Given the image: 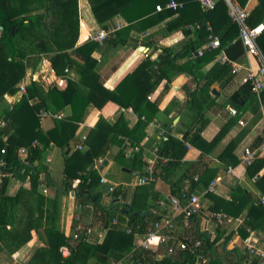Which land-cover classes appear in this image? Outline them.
<instances>
[{
	"label": "trees",
	"instance_id": "trees-1",
	"mask_svg": "<svg viewBox=\"0 0 264 264\" xmlns=\"http://www.w3.org/2000/svg\"><path fill=\"white\" fill-rule=\"evenodd\" d=\"M168 1L88 0L91 12L103 30L107 29L109 20L116 16H120L127 23L125 32L135 27L146 32L156 23L176 15L174 21H178L182 31H186L185 26L190 24L184 19L186 5L178 11L167 10L161 13L155 11L156 5H164ZM233 1L246 10L249 26L255 27L264 21V0H256V5L248 10L245 8L248 0ZM199 14L201 19L196 17L189 22L197 21L201 25L205 24V21L208 22L212 28V35L220 39L218 48L203 52L197 62L190 59L184 64H178L180 54L196 51L194 45L189 44L178 52L160 47L161 53L155 60H145L131 74L123 77L113 90H108L100 82L96 72L97 62L91 57L99 44L88 41L77 46L78 0H0V105L5 96L16 95L18 84L25 78L27 70H34L42 58L49 61L56 77H64V70L67 68L69 75L70 72L73 74L72 78L67 79V86L63 91L47 87V98L41 101H35L37 96L35 84H29L25 96L0 112V121L3 124L0 132V174L4 175L0 181V252L10 254L20 250L34 236H37L43 246L35 250L27 264H110L123 260L133 250L136 233L144 234L152 228L145 222L152 218L147 215V210L136 216L133 206L131 209L124 207L119 209L118 218H115L112 206L103 208L100 205L98 194L95 192L100 178L92 167L94 162L103 158L112 146H121L126 141L132 150L129 158L130 170L133 173L141 172L140 175H143L145 170L142 168L145 169V167H143L144 162L139 147L140 140L132 139V134L137 133L140 128H145L154 119L158 102L149 103L146 98L166 78V72L173 66H177L180 73L192 74L195 70L196 77L200 78L198 71L208 60L214 58L220 49H224L227 59L231 61L240 62L244 57V49L238 39V27L229 20L223 0H217L212 11L203 13L200 10ZM201 33L207 41L205 29H202ZM122 35L124 34L117 31L113 38L104 42L120 44ZM143 46L146 47V45ZM257 46L264 56V31L257 40ZM30 53L33 55L29 56ZM207 85L208 82L205 87ZM251 96H253L251 85L246 81L232 94L231 99L235 107L244 112L243 109ZM32 100L33 103H31ZM262 100L264 101L263 98ZM108 102L132 109L138 117L137 123L127 134L123 132V135L120 134L122 132L116 131V126L120 122L125 126L127 124L122 116L118 119L120 121L114 124L98 117L85 140L87 149L76 150L75 147L80 145L74 140L78 124L84 122L89 109L99 111ZM67 107L70 110L68 117L57 120L54 128L47 132L41 130L37 117L39 110L58 113ZM201 117L202 115L198 114L197 123L200 122ZM4 118H6L5 121ZM205 124L202 122L195 127L190 140L192 144L200 138ZM220 136V133L217 134L209 145L214 146ZM259 142L260 140L254 147ZM73 143L74 148H72ZM50 145L65 150L67 157L62 174L67 179L65 186L77 180L74 188L77 201L82 205L86 202L91 204L97 216L109 217V227L100 243L92 244L82 237L65 238L57 229L54 214H51V224L41 228L39 216L34 218L28 206L24 208V215L18 216L20 191L12 197L5 196L7 175L17 176L20 179L29 177L33 188L41 183V170L34 164L41 161ZM163 146L159 151V157L164 158L165 162H158L154 173L157 178L168 181L184 156L185 148L182 141L169 135L166 136ZM22 148L26 149L25 160L20 158L19 151ZM2 149L5 150L4 153H1ZM160 153L163 154L160 155ZM124 156L123 150L117 154L120 159ZM263 167L264 159H258L247 167V172L253 178ZM42 182H46V178ZM49 182L47 179L46 184L51 185ZM255 184L264 195V173ZM54 188L59 191L58 187L54 186ZM233 192L235 194L231 196V201H220L212 197L213 205L210 211L238 217L250 203L246 226L251 230L256 229L257 223L264 218V203L249 202L248 196L240 187L234 188ZM110 213L114 217L112 220H116L115 224L111 223ZM105 217L104 220H106ZM155 220L157 219L153 218L152 225L156 223ZM123 221H126V225L122 227ZM127 230H130V233H127ZM244 231L241 230L243 237H245ZM197 237L203 243L200 251L196 253L187 250L177 251L171 256L156 260L151 251H142L138 253L139 263L135 264H195L199 254L206 256L212 254L213 247V242L211 243L206 236L198 235ZM219 238L221 236H217L215 241ZM62 247H67L69 251L66 258L59 252ZM209 264L219 263L210 260Z\"/></svg>",
	"mask_w": 264,
	"mask_h": 264
},
{
	"label": "crops",
	"instance_id": "crops-1",
	"mask_svg": "<svg viewBox=\"0 0 264 264\" xmlns=\"http://www.w3.org/2000/svg\"><path fill=\"white\" fill-rule=\"evenodd\" d=\"M175 1L186 5L184 19L190 23L185 26L187 27L186 31H182L179 22L174 21L176 15L156 23L146 32L140 31L137 27L125 32L124 28L127 27V23L120 16L109 20L107 29L115 27L124 34L121 38L122 42L120 44L103 42L91 55L97 62L96 72L105 89L113 90L123 77L131 74L145 60H155L161 53L160 47L178 52L189 44L194 45L196 51L190 54H186V52L180 54L178 64H184L190 59L197 62L198 57L202 56H199L198 53L214 50L206 49L209 33L205 30L207 41L201 33L202 29L208 25L212 34L210 24L206 21L203 25L197 21L189 22L200 17L201 9L199 10L198 1ZM256 3V0H248L245 8L251 9ZM78 16L77 46H80L91 41V37L103 29L95 20L88 0H78ZM197 26L200 28L197 29ZM216 37L219 39L218 36ZM31 55L33 54L30 53L29 56ZM231 62L243 65V68L233 74L231 66L219 62L218 52L198 71L200 78L196 77L195 70L192 71V74L180 73L178 67L173 66L166 72V78L147 96V102H158L157 112L154 114V119L145 128H140L137 133L132 134V139L140 140L139 147L144 162L143 167H145L142 170L145 171L148 167L155 168L158 162H165L164 158L159 157V151L164 147L167 135L182 141L185 154L172 173L170 180L165 181L158 177L154 183L141 187L135 186L141 172L133 173L130 170L129 158L132 150L126 141L121 146H112L103 158L93 164L92 169L96 171L97 177L104 178L108 182L107 185L115 187V191L109 194L107 185L98 183L96 186L95 192L98 194L100 205L103 208L112 206L114 217L118 218L120 208L131 209L133 206L136 216L147 210V215L152 218L145 222L150 227H153V218L157 219L155 222L161 223L160 243L150 250L156 260L164 258L167 248L172 244L194 242L200 240L198 235H204L211 243L213 242L212 254L207 256L200 254L195 264H209L210 260H215L219 264L258 263V259L249 255L245 250L243 240L253 239L258 246H264V218L257 223L256 229L251 230L246 226L250 203L247 204L240 216L228 215L232 219L230 223L219 224L213 218L216 213L210 211V207L213 205L212 197L220 199V201H231V196L235 194L233 189L237 187L245 191L251 203L252 201L259 203L260 198L264 197L255 184L263 175L264 167L252 178L247 172V167L240 163L243 150L247 147L255 148V143L264 133V101L252 92L253 96L246 103L244 112H241L231 99L232 94L247 81L248 71L245 68L250 66L253 71H256L258 63L253 57L247 59L245 53L240 62ZM38 70L39 65L34 70L28 69L25 77L38 72ZM72 77L73 74L70 72L67 79ZM206 82H208L207 87H205ZM66 86L67 80L62 88L56 89L63 91ZM35 87L37 91L35 101L45 100L47 85L41 82L36 83ZM18 99L19 97L16 95H7L2 106H12ZM33 102L32 100L31 103ZM232 110L236 111V115L231 114ZM54 114L60 115L61 119L68 117L70 115L69 107ZM198 114L202 115L199 123L206 124L200 133V138L196 140L195 144H192L190 141L192 134L199 124L197 123ZM120 116L127 124L125 126L120 122L116 126V131L117 133L122 132L120 134L124 135L133 129L138 121V117L132 109L122 108L113 102L106 103L99 111L89 109L88 114L84 117V122L78 124L75 132V143H80V145L75 147L73 143L72 148L75 147L79 151L87 149L84 144L85 140L98 117L114 124ZM57 120L59 119L40 121L41 130L43 132L51 130ZM219 133L221 136L215 145H209ZM185 145H188V148ZM121 150L125 153L123 159L117 157ZM162 154L160 153V155ZM66 157L65 150L50 145L41 161L34 164L41 170V183L33 188L29 177L20 179L17 176L7 175L5 196L12 197L20 191L18 216L24 215V208L28 206L34 218L39 216L41 228L51 224V214H54L57 229L65 238L70 239L74 234H77L78 237L86 239L89 243H100L109 227V217L97 216L91 204L86 202L82 205L77 201L74 195L77 183L65 186L67 179L63 176L62 171ZM54 158H58L62 162V167H54ZM23 159L25 160V157ZM260 159H264V157ZM229 170L232 172L229 173ZM45 178L46 182L49 179L51 185L42 182L45 181ZM214 182H216L214 190L208 192V187ZM54 186L58 187L59 191ZM183 194L188 197L196 196L199 199L198 206L193 209L190 218H185L184 215L173 210L174 206L186 205L187 201L182 197ZM111 214L109 215L112 220L114 217ZM238 222H240L239 226H237ZM121 224L123 227L126 225V221ZM242 229L245 230V237L241 234ZM217 236H221V238L215 241ZM138 241L139 237L134 236V247ZM42 246L43 244L37 239V236H34L22 249L10 254L4 252L5 255L0 257V262L1 264H27L35 250ZM177 251L175 248L174 253ZM28 255L30 258L26 259L25 257ZM25 259L26 261H24Z\"/></svg>",
	"mask_w": 264,
	"mask_h": 264
},
{
	"label": "built area",
	"instance_id": "built-area-1",
	"mask_svg": "<svg viewBox=\"0 0 264 264\" xmlns=\"http://www.w3.org/2000/svg\"><path fill=\"white\" fill-rule=\"evenodd\" d=\"M200 6V9L203 13H207L209 11H212L215 7L217 0H197ZM224 3L227 6V16L232 24L236 25L238 27V39L240 40L244 53L246 58L253 57L256 59L258 63V67L256 71H253L250 66L245 68L248 71L247 75V81L251 85L252 92L264 99V56L262 55L261 51L259 50L257 46V40L264 31V23H261L255 27H251L247 23V17L248 14L244 8H241L237 3H235L233 0H223ZM183 8V4L179 3L175 0H169L165 5H156L155 11L157 13H161L164 10H171V11H178ZM197 29L200 27L197 26ZM205 30L209 33L208 35V44L206 46L207 50L216 49L220 46V41L216 36H212L211 29L207 25L205 27ZM118 31L117 28H108L105 30L99 31L95 36L91 37V41H95L98 44H102L104 41L113 38L115 33ZM198 55H202L201 53H198ZM219 62L221 64H227L231 66L232 73L235 74L238 71H240L243 68V65L236 64L234 62H231L227 59L225 53L223 52V49H220L219 51ZM69 75V69L64 70V77H56L54 74V71L49 63V61L45 58H42L39 63V70L36 73L29 74L26 76L17 87L16 96L21 98L22 96L26 95V89L29 84L33 83H44L47 85V87H55V88H62L65 81L67 80V76ZM52 77V78H51ZM232 115H236V111H231ZM37 117L39 118V121H43L45 119H61L60 115H56L50 111L46 110H39L37 113ZM242 125V122H240ZM159 128V126H157ZM186 148H188V145H185ZM4 149L1 150V153H4ZM19 154L22 156V158L26 157V150L20 149ZM264 157V133L260 138L259 144L255 148H245L240 156V163L248 167L252 163H254L256 160ZM232 171L229 170V173ZM4 175L0 174V181ZM157 180V177L154 173L153 167H148L147 170L144 172L143 175H140L136 182L135 186H144L151 183H154ZM77 180L73 181V184H76ZM99 183L101 185H107V180L104 178H101L99 180ZM216 185V182L212 183L208 187V192L214 190V186ZM107 192L109 194H112L115 191V187L113 185H107ZM182 197L187 201L186 205L180 207V206H174L173 210L174 212H178L180 215H184L185 218H190L193 209H196L199 203V199L196 196H190L187 197L185 195H182ZM259 203H264V197L260 198ZM213 218L219 223L223 224L225 222H231L232 219L224 214V213H216L213 215ZM112 224L116 223V220L111 221ZM240 225V222H238V225ZM161 231V223L156 222L151 229H149L144 234H135V237H139L138 244L133 248L132 251H130L123 260L118 262H112L110 264H128L130 261V264L139 263L138 261V253L142 251H150L153 246H156L160 243L161 238L159 239ZM127 233H130V230H127ZM78 235L74 234L73 239H77ZM243 245L245 250L248 252L249 255L256 257L258 259L257 264H264V246H258L256 242L253 239H245L243 240ZM175 248L178 251H190L192 253H196L200 251L202 248V242L200 240L194 241V242H179L176 244H172V246L167 248V253L164 257L171 256L174 254ZM59 252L62 257L66 258L69 255V251L67 248H60ZM200 256V254L196 257V259Z\"/></svg>",
	"mask_w": 264,
	"mask_h": 264
},
{
	"label": "rangeland",
	"instance_id": "rangeland-1",
	"mask_svg": "<svg viewBox=\"0 0 264 264\" xmlns=\"http://www.w3.org/2000/svg\"><path fill=\"white\" fill-rule=\"evenodd\" d=\"M39 65V64H38ZM37 65V66H38ZM37 66L35 67V68H37ZM4 103V101L1 103V105H0V112L3 110V109H5L6 107H10V106H6V107H3L2 106V104ZM4 105V104H3ZM1 122V121H0ZM2 124V123H1ZM2 127H3V124H2ZM2 127L0 128V132H1V130H2ZM53 165H54V167H62V162L58 159V158H54L53 159ZM3 255H5L4 254V252H0V257H2ZM26 259H29L30 258V255H28V256H26L25 257ZM26 259L24 260V261H26ZM0 264H1V262H0Z\"/></svg>",
	"mask_w": 264,
	"mask_h": 264
},
{
	"label": "water",
	"instance_id": "water-1",
	"mask_svg": "<svg viewBox=\"0 0 264 264\" xmlns=\"http://www.w3.org/2000/svg\"><path fill=\"white\" fill-rule=\"evenodd\" d=\"M4 121L6 120V118L3 119ZM257 178V177H256Z\"/></svg>",
	"mask_w": 264,
	"mask_h": 264
}]
</instances>
